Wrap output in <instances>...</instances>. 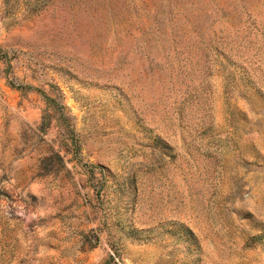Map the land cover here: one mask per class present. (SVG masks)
Instances as JSON below:
<instances>
[{"label":"rangeland","instance_id":"obj_1","mask_svg":"<svg viewBox=\"0 0 264 264\" xmlns=\"http://www.w3.org/2000/svg\"><path fill=\"white\" fill-rule=\"evenodd\" d=\"M0 264H264V0H0Z\"/></svg>","mask_w":264,"mask_h":264}]
</instances>
